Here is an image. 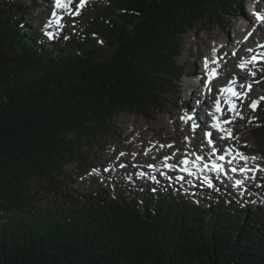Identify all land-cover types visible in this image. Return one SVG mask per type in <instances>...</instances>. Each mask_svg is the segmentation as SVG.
I'll return each mask as SVG.
<instances>
[{
  "label": "trees",
  "instance_id": "obj_1",
  "mask_svg": "<svg viewBox=\"0 0 264 264\" xmlns=\"http://www.w3.org/2000/svg\"><path fill=\"white\" fill-rule=\"evenodd\" d=\"M243 1L112 0L63 42L23 26L27 2L0 5V264H264V215L227 196L204 210L173 189L101 188L41 210L31 186L57 191L66 166L91 165L120 112L163 109L185 75L183 35ZM254 113L264 151V102Z\"/></svg>",
  "mask_w": 264,
  "mask_h": 264
},
{
  "label": "rangeland",
  "instance_id": "obj_2",
  "mask_svg": "<svg viewBox=\"0 0 264 264\" xmlns=\"http://www.w3.org/2000/svg\"><path fill=\"white\" fill-rule=\"evenodd\" d=\"M14 1H25L31 8L28 10L29 15L24 17L23 26H27L31 30H38L41 37L44 38L48 37L47 33L51 32L57 38L61 37L63 42L66 39H82L84 25L96 13H100L112 0H86V5L80 10L79 15H70L63 9H49L50 3L55 7V0ZM254 3L264 9V0H244L239 8L230 9L221 22L209 23L206 27L198 23L196 28L188 31L187 34L185 33L181 42L182 54L178 57V61L186 67L185 75L176 85L174 93L166 100L165 107L152 114L151 117L143 116L135 110H125L116 115L111 121L112 133L103 137L102 145L94 144L92 146L87 160L91 165L87 164L86 169L83 170L78 162L66 166L64 173L57 177L63 182L58 184L57 191L50 190L51 185L46 181H40L38 178L31 181L32 191L37 192L39 199L36 202L37 206L41 210H45L50 207L54 208L58 204L69 209L72 206L73 198L78 197L79 193L86 194L101 188L109 190L112 196L123 192V195L127 198L147 197L151 196L149 191L156 193L162 189H173L183 195L187 201L204 210H207L211 201L219 199L221 194L224 197L227 196L229 202L234 203L237 207L250 209L252 212L264 215V151L258 146L253 135L247 133V127L255 115V110L250 107V99L257 97L261 100L260 104L264 102V99H261L264 97V57L258 65L248 67V69L242 71L238 66L239 63L242 60H247L253 50L251 49V51L242 54L230 44L231 38H235L237 33L239 37H243L247 30L241 32L236 29L233 25L236 19L245 24L249 23L252 27L251 30L258 28V32L256 31L254 36H260H256L258 40L252 42V48L256 44H264V24H260V28L255 15L250 10ZM78 4L79 0H73V11H75ZM0 5L5 7V0H0ZM244 9L248 13L247 16ZM52 12H56L61 17L60 23L62 26L58 27L53 23L49 27V22L54 19ZM213 32L221 34L222 43L219 46H223L222 53H218L217 50H215V54L212 51L210 53V58L217 61L218 64L216 76L220 75L221 77L214 82L218 85V91L222 89V86L228 85L230 81L236 78L243 82L241 84L244 90L241 96L243 99H239L238 103L233 101L236 109L232 112V115L225 119L227 126L224 129L230 130L233 136L226 144L219 145L220 150H232L233 152L239 149L244 156L249 158L246 163L249 161L248 165H255V171L250 175L251 178L244 179L245 184L242 187H235L233 179H217L215 185L209 187L195 179H188L185 183H181L176 180L175 176L168 175L166 172H157L158 175L154 174L160 167H164L166 158L167 160H176L183 166L180 161L184 159L183 157H187L190 152H192L193 158L202 156L196 154V151L199 152L200 150L202 153L204 152V155L213 157V153L206 150L209 147L204 131L200 130L199 127H193V124L186 119V116L192 110H198V113L202 116L203 111L207 108L211 109L217 100L215 99L216 96H214L215 98L206 96L211 91L208 84V71L212 67L205 69L203 64V58L209 50L206 49L202 37L213 35ZM96 38L99 46H105V42L101 41L99 37ZM108 52L109 50L106 51V54ZM257 55L263 56L264 51L259 52ZM227 58L234 68L228 74ZM239 70L245 75L253 72L255 75L251 76V79L244 76L243 78L239 76V78L236 75ZM222 76L224 77L222 78ZM201 78L206 80L204 84L201 83ZM249 85L252 87L250 90L247 88ZM197 90L202 93V100L198 97L194 98ZM175 119L182 122V127L184 132H187L186 135H189L188 137L177 131L178 127L174 122ZM207 119L208 126H210V116ZM227 121L232 122L228 123ZM162 123H165L166 126L162 127ZM220 134L221 137L226 135L225 132L221 131ZM128 136L132 140L128 139ZM217 136L220 139L219 135ZM134 139L137 140L136 144H131ZM180 144L188 145V149L177 157L176 153ZM202 145L207 146V148L204 149ZM73 195L74 197H72Z\"/></svg>",
  "mask_w": 264,
  "mask_h": 264
},
{
  "label": "snow or ice",
  "instance_id": "obj_3",
  "mask_svg": "<svg viewBox=\"0 0 264 264\" xmlns=\"http://www.w3.org/2000/svg\"><path fill=\"white\" fill-rule=\"evenodd\" d=\"M72 4H73V0H55V7L57 9H63L65 12H68L70 15H79L80 14V10L83 9L86 5V0H79V4L75 7V11L72 10ZM52 16H53V20L49 22V27L52 26L53 23H55L58 27L62 26L60 21H61V17H59L57 15L56 12H52ZM256 21L257 22H264V15H261L260 13L256 14ZM49 39L53 38V33L49 32L47 33ZM249 51H251V49H249ZM213 53L215 54V49H213ZM257 62V57L255 55H253V57L251 58V60H242L240 62V64L238 65L240 67L241 70H245L247 68V66L249 64H255ZM209 61L207 59H205L204 62V67L205 69L209 68ZM212 64L217 63V61L213 60L211 61ZM217 75V70L216 68H211V70L208 73V79L209 81H211L212 79L215 78V76ZM250 75H255V73H250ZM235 83V80L230 81L229 86L222 88L221 89V93L222 94H227L230 97H239L241 95V93H238L237 91H235V89L232 87V85ZM251 89V85H249V90ZM261 99H264V97H262ZM259 103V101H254L251 105V107L253 108V110H255L256 105ZM235 105L232 104L231 102H229V111H235ZM216 111L217 112H221V107H220V100L217 99L216 101ZM238 114V113H237ZM189 119H191V117H189ZM228 123H230V121H227ZM195 127V125H194ZM214 127L216 129H218L221 132H225L226 135L224 137H221L222 139H226V138H232L231 136V132L230 130H226L223 129L221 127V123L219 120H217V123L214 125ZM208 137V144L212 145L213 144V139L212 136L213 134L211 132H208L205 134ZM217 152V148L213 147L212 148V153L215 154ZM229 154L231 155V151H229ZM220 160H224L225 157L223 155L218 157ZM238 158L239 161H247L249 158L244 156L243 153H239L237 152L234 156H233V160H236ZM167 159V158H166ZM202 159V157L197 156L195 161H190L188 159H183L180 161L181 164L184 165V167L181 169V171L184 172H189V174L191 175L192 173L189 171L188 165L192 164L193 167L197 168V171H203L205 169H208V165L205 164L203 165V168H201L198 164V162ZM229 163H231V161H229ZM123 166V165H122ZM167 167H173V165H166ZM211 171L217 172V173H222L224 172V167L221 165H217V164H213L211 166ZM232 172H237L239 171L241 174H247L250 171H253V169L247 168V167H240L239 169L237 168H232L231 169ZM247 178V177H246ZM205 182L208 184L209 187H212V182L210 180L207 179V177H205ZM244 181L243 180H236L235 181V187H241L243 186Z\"/></svg>",
  "mask_w": 264,
  "mask_h": 264
},
{
  "label": "bare ground",
  "instance_id": "obj_4",
  "mask_svg": "<svg viewBox=\"0 0 264 264\" xmlns=\"http://www.w3.org/2000/svg\"><path fill=\"white\" fill-rule=\"evenodd\" d=\"M50 3V2H49ZM50 6H49V9H54V5H52L51 3L49 4ZM255 10V7H253V9H252V11H254ZM53 11V10H52ZM233 25L235 26V28L236 29H238L239 31H243V30H245V29H247L246 30V32H245V34H244V36L243 37H239V34L237 33L236 34V37L234 38H231V45L233 46V47H235L240 53H246L247 51H249V49H254V51L250 54V55H257V53H256V51L259 53L260 51H264V47H259V48H257V47H253L252 48V42H254L256 39H255V37L257 36H254V33L255 32H253V34H252V36H251V39L250 40H246V33L247 32H249V30H251V25L249 24V23H243L242 21H240L239 19H236L235 21H234V23H233ZM258 26L261 28V26H260V24H258ZM258 29V28H257ZM258 32V31H257ZM260 33V32H259ZM261 33H262V31H261ZM213 36V37H212ZM248 36V35H247ZM260 36V35H259ZM259 36H257V37H259ZM221 34L220 33H215V32H213V35H210V36H208V37H202L203 38V41L205 42L204 44H205V46H206V49L207 50H209L208 51V53L207 54H205V57L203 58V64H204V62H205V59H207L210 63H209V67H214V68H217V63H215V64H212L211 63V61H213V59H211L210 58V53H212L213 52V49H215V50H217L218 51V53H220L221 51H222V47L221 46H219L220 45V43H222V39H221ZM258 39V38H257ZM203 50V49H202ZM212 51V52H211ZM217 53V52H216ZM222 53V52H221ZM239 53V54H240ZM204 56V55H203ZM209 57V58H208ZM212 57V56H211ZM227 60V64H228V67H227V74L228 73H230V72H232V70L234 69L233 68V66H232V64L229 62V60H228V58L226 59ZM259 64V63H258ZM249 65H251V64H249ZM257 71V70H256ZM255 71V72H256ZM237 74H242L244 77H247L248 79H251V76H253V75H250L249 73H248V75L246 74H244V73H242V71L241 70H239V71H237L236 72V75ZM259 74V73H258ZM224 76H222V78H223ZM240 78V77H239ZM223 82V81H222ZM243 86L241 85V83H239V82H235L234 84H233V88L238 92V93H241V95L243 94V92H244V90H243V88H242ZM219 93V97H218V99H222L224 96L223 95H221V93L220 92H218ZM201 96H202V93L200 92V90L198 91H196L195 92V94H194V98L196 97H198V99H200L201 98ZM214 96H216V95H214L213 94V98H215ZM236 98H238V97H236ZM240 99L242 100L243 98H241L240 97ZM238 103V102H237ZM205 104V103H204ZM239 108V107H238ZM212 110H213V108H212ZM190 114H189V117H191V119H189V123H191V124H193V127H194V125H195V127H199V128H208V119L207 118H205V114H206V112L205 111H203V115L201 116V114H199L198 113V110H192V111H190L189 112ZM235 119V118H234ZM234 121H236V120H234ZM175 124H176V126L178 127V129H177V131L178 132H181L182 133V135H184V136H187L186 135V133L184 132V129H183V127H182V122L181 121H178V120H176L175 119ZM232 122V121H231ZM230 122V123H231ZM164 126H166V124L165 123H162V127H164ZM168 126V125H167ZM218 134H219V137H220V139H219V145H222V144H224L225 142H224V140L225 141H229V139L230 138H226V139H222L221 138V134H220V132L218 131L217 132ZM190 134V133H189ZM189 136V135H188ZM187 136V137H188ZM231 136H233V135H231ZM218 137V136H217ZM145 138V137H144ZM128 139H130V140H132L129 136H128ZM141 139V138H140ZM147 139V138H146ZM139 140V139H138ZM136 142H137V140H133V141H131V144H136ZM147 142V141H146ZM186 143V142H185ZM230 144V143H229ZM232 144V143H231ZM234 144V143H233ZM205 148H207V147H205ZM239 148V147H238ZM186 149H188V145L186 146V145H182V144H180V146L178 147V149H177V157L179 156V154L180 153H183ZM169 152H170V150H168ZM176 151V150H175ZM196 151V150H195ZM230 151V150H229ZM232 151V150H231ZM172 152V151H171ZM133 153V152H132ZM162 153H164V152H162ZM196 154L197 155H202V154H200V152H196ZM180 155H182V154H180ZM218 155H220V154H218ZM217 155V156H218ZM221 155H224V154H221ZM162 157V156H161ZM158 158H160V156H158ZM157 158V159H158ZM184 158V157H183ZM170 160V159H169ZM196 160V158H193V161H195ZM157 161V160H156ZM249 162V161H248ZM247 162V163H248ZM253 165V164H252ZM184 167V166H183ZM177 171H180L181 172V168L179 169V170H177ZM256 176H257V173H256ZM251 178V177H250Z\"/></svg>",
  "mask_w": 264,
  "mask_h": 264
}]
</instances>
